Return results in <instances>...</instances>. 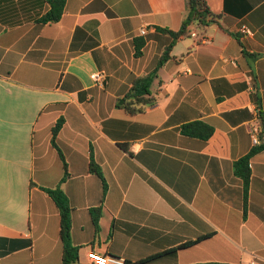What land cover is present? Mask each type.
Wrapping results in <instances>:
<instances>
[{
  "label": "crops",
  "instance_id": "0c3cea01",
  "mask_svg": "<svg viewBox=\"0 0 264 264\" xmlns=\"http://www.w3.org/2000/svg\"><path fill=\"white\" fill-rule=\"evenodd\" d=\"M205 1L214 21L175 41L158 28L179 31L187 0H67L46 24V0H0V264H63L61 211L46 192L58 187L81 264L91 251L129 264H264V150L247 195L235 170L259 146L248 126L264 114V0ZM173 42L156 104L119 108ZM196 121L212 137L183 133Z\"/></svg>",
  "mask_w": 264,
  "mask_h": 264
},
{
  "label": "trees",
  "instance_id": "16d2710c",
  "mask_svg": "<svg viewBox=\"0 0 264 264\" xmlns=\"http://www.w3.org/2000/svg\"><path fill=\"white\" fill-rule=\"evenodd\" d=\"M49 4V11L38 21V23H58L64 13L65 5L67 0H46ZM212 13L209 10V7L205 0H187V14L182 22L181 29L177 32L169 29H160L162 32L171 35L174 40H178L180 37L188 36L191 32V27L197 25L201 28L209 26L213 22ZM173 44H171L165 51L163 57L159 61L157 68L146 76L139 77L134 80L133 85L128 92V94L118 101L117 106L124 109L129 114H138L143 112L146 107L155 105L157 100L151 93V88L155 81L159 77V69L170 59V53L173 49ZM145 46L143 40L137 42L136 46V55L141 56L142 50ZM260 123L258 124L261 130L260 139L261 144L255 148L247 156L243 157L235 164L236 174L242 177L246 183V195L248 192V183L251 177V167L250 160L252 156L258 151L264 150V114L260 112L259 114ZM61 127V124H58L54 128V133L56 134ZM183 133L191 137H199L204 140H208L212 137L214 129L209 125L203 122H193L187 124L183 127ZM64 162L65 175L63 182L66 181L68 177V166L65 161L63 154H60ZM91 172L99 176L104 185V194L106 192L107 185L103 178L102 172L98 167L91 165ZM46 192L53 199L55 204L61 211V239L63 242V264H81L79 259V247L75 246L72 240V207L70 205L69 198L61 190L60 187L56 189H48ZM91 215L93 219V225L95 232L98 234L100 232L99 220L101 217V209L94 208L91 210ZM196 242H191L189 245H193ZM150 261V259L141 262L144 264ZM127 264H129L127 262Z\"/></svg>",
  "mask_w": 264,
  "mask_h": 264
},
{
  "label": "built area",
  "instance_id": "2783aa9c",
  "mask_svg": "<svg viewBox=\"0 0 264 264\" xmlns=\"http://www.w3.org/2000/svg\"><path fill=\"white\" fill-rule=\"evenodd\" d=\"M244 33H250L247 29L243 30ZM193 37L198 38L196 33H192ZM204 39V38H203ZM103 77L102 73H96L93 76V79L97 82L101 81ZM249 133L251 134V137L253 139V143L255 145H260V127L258 124H251L248 126ZM88 260L89 262L86 264H127V261L121 257L113 256V255H107V254H100L96 251H91L88 254ZM84 264V263H83ZM257 264V263H253Z\"/></svg>",
  "mask_w": 264,
  "mask_h": 264
}]
</instances>
